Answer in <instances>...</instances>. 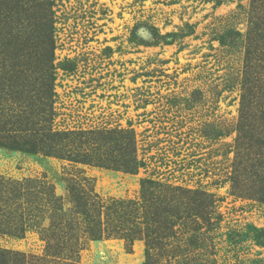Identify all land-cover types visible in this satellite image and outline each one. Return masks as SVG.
I'll use <instances>...</instances> for the list:
<instances>
[{"label": "rangeland", "instance_id": "rangeland-1", "mask_svg": "<svg viewBox=\"0 0 264 264\" xmlns=\"http://www.w3.org/2000/svg\"><path fill=\"white\" fill-rule=\"evenodd\" d=\"M53 1L54 130L108 132L110 143L91 146L111 161L118 157L119 132H129L144 165L131 174L0 149L1 178L44 182L62 199L57 204H23L18 212L23 238L0 234V250L23 255L24 263L19 258L15 264H63L69 255L77 264H144L145 222L134 217L123 221L120 230L119 223L102 216L105 232L100 241H92L63 179L85 178L92 195L105 205L103 211L115 201L140 202L142 181L152 180L164 196L172 195L164 188L171 187L214 197L211 222L199 221L203 225L197 235L174 228L176 238L165 244L172 251L169 264H264V236H259L264 232V203L248 192H233L231 183L251 0ZM186 25L193 27V34L171 44L132 41L133 31L151 42L148 27L167 35L187 31ZM67 62L73 71L62 69ZM42 65L39 55L15 61L0 41V89L9 90L1 84L24 77L40 83ZM262 81L255 96L263 106ZM259 114L251 122L255 133L264 130ZM53 222L58 228H50ZM70 229L78 240L73 253L46 256L45 235L65 236ZM135 229L140 232L131 235L133 241L121 238L123 231Z\"/></svg>", "mask_w": 264, "mask_h": 264}, {"label": "trees", "instance_id": "trees-1", "mask_svg": "<svg viewBox=\"0 0 264 264\" xmlns=\"http://www.w3.org/2000/svg\"><path fill=\"white\" fill-rule=\"evenodd\" d=\"M54 4L53 0H0V41L10 48L15 61L28 58L29 55L37 58L39 55L43 61L40 83L36 81L31 83L30 78L24 77L17 82L9 81L10 83L1 84V86L8 84L9 90L0 89V149L19 151L29 155L42 154L97 167L111 166V168L135 174L144 164L136 156V145L131 133L119 132L121 137L116 143L118 157L111 161L103 157V154L99 152L100 149L91 146V143H110L111 136L108 132L84 133L54 130L57 115L54 107L57 99L56 75L53 66L56 50ZM250 8V26L246 37L245 78L239 122L235 130L237 137L234 145V170L231 183L233 192H248L250 198L259 199L264 203V130L262 133H255L257 129L251 126L252 119L256 118L254 115L258 110L264 122V104L259 105L258 98L255 96L261 79L264 85V0H251ZM186 27L187 31L183 33L167 35H161L158 29L148 27L152 37L151 42L140 39L136 31L132 33V41L146 46L171 44L178 38L193 34V27L189 25ZM74 68V65L69 62L64 63L62 67L68 72L73 71ZM6 80L8 79L1 78V81ZM261 98L264 100V96ZM257 148L259 151L255 154ZM63 180L67 183L66 190L71 202L76 206L75 214L83 218L86 233L92 241H100L105 232L101 227L102 216L104 220L119 223L120 230L125 228L123 221L134 217L141 218L142 222H145L144 240L147 248L144 264L170 263L172 251L165 246L168 241L170 244V238L173 236L174 239L176 238L177 231L174 229L176 226L190 229L192 235H197L203 225L199 221L207 224L211 222L210 208L213 206L214 197L205 192L164 187L168 193H172L170 196H164L160 190L161 186L152 180H143L140 202L115 201L103 211L105 205L101 206L97 197L92 195L91 187L88 186L89 182L85 178ZM41 200L50 201L53 204L62 201L54 194L53 187L44 182L33 180L18 182L0 177V234L17 240L23 238L25 230L19 224V222L22 223L23 216L18 215V212L23 204ZM24 210L26 214L25 206ZM59 225L53 222L50 223V228H58ZM72 232L73 229H70V233L65 236L56 233L45 235L46 256L53 257L54 252L73 253L71 247L75 246L78 240L71 234ZM111 232L118 233L113 229ZM138 232L140 231L137 229L123 231L120 236L131 242L133 241L131 235ZM259 236H264V232H261ZM19 258L24 263L23 255L0 250V264H15ZM75 259L76 257L72 260L69 255L63 264H77Z\"/></svg>", "mask_w": 264, "mask_h": 264}]
</instances>
